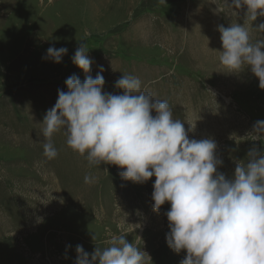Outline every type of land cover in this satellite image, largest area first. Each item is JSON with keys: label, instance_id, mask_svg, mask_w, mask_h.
Returning a JSON list of instances; mask_svg holds the SVG:
<instances>
[{"label": "rangeland", "instance_id": "obj_1", "mask_svg": "<svg viewBox=\"0 0 264 264\" xmlns=\"http://www.w3.org/2000/svg\"><path fill=\"white\" fill-rule=\"evenodd\" d=\"M218 6L224 0H0V264H75L77 245L91 254L107 246L109 232L134 224L141 227L127 239L142 238L148 264H180L186 252L166 244L170 204L153 211L155 177L138 184L114 165L89 166L62 131L49 160L41 123L58 89L67 91L65 80L83 81L71 60L83 42L91 75L104 68V91L121 94L115 82L123 74L139 77L174 118L195 124L190 138L215 140L218 171L230 178L254 144L264 150V140L247 136L264 120V90L250 71L232 74L220 64L218 26L243 25L246 10L215 13ZM261 23L259 16L245 23L253 43L264 40ZM50 46L68 49L61 63L42 59Z\"/></svg>", "mask_w": 264, "mask_h": 264}, {"label": "clouds", "instance_id": "obj_2", "mask_svg": "<svg viewBox=\"0 0 264 264\" xmlns=\"http://www.w3.org/2000/svg\"><path fill=\"white\" fill-rule=\"evenodd\" d=\"M224 2L226 7L218 6L215 13L246 11L243 25L218 26L223 49L219 62L228 73L250 71L264 90V40L253 43L245 26L264 17V0ZM256 29L264 32V23ZM88 51L81 42L71 57L85 74L83 81L75 74L68 77L67 91L58 89L44 116L43 155L49 160L58 156L52 138L62 131L67 147L86 156L89 166L114 165L122 180L138 184L155 177L153 211L170 204L166 244L177 254L186 252L180 264H264V150L254 144L226 177L218 171L223 160L216 155L214 139L190 138L195 124L174 118L167 100L142 90L137 76L123 74L115 82L121 94L104 91V68L91 75ZM67 52L66 47L50 46L42 59L59 64ZM247 136L264 140V120H257ZM84 182L91 184L94 178L86 175ZM134 225L109 232L107 246L96 245L91 254L77 245L75 264H148L150 255L138 247L142 238L127 239L141 227Z\"/></svg>", "mask_w": 264, "mask_h": 264}]
</instances>
